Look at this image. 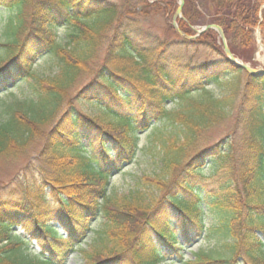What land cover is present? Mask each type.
Returning a JSON list of instances; mask_svg holds the SVG:
<instances>
[{
  "label": "trees",
  "instance_id": "trees-1",
  "mask_svg": "<svg viewBox=\"0 0 264 264\" xmlns=\"http://www.w3.org/2000/svg\"><path fill=\"white\" fill-rule=\"evenodd\" d=\"M263 5L183 0V36L168 24L160 38L144 25L173 18L177 0H0V92H31L0 114V161L40 165L35 183L0 191V264H67L75 251L84 264H264V77L230 65L215 31L191 39L216 25L248 63ZM45 56L50 77L35 70ZM141 152L156 172L111 193ZM201 240L217 247L186 259Z\"/></svg>",
  "mask_w": 264,
  "mask_h": 264
},
{
  "label": "rangeland",
  "instance_id": "rangeland-1",
  "mask_svg": "<svg viewBox=\"0 0 264 264\" xmlns=\"http://www.w3.org/2000/svg\"><path fill=\"white\" fill-rule=\"evenodd\" d=\"M177 2L179 4L178 0ZM8 14L9 13L0 8V43H4V41L7 39V37L2 32V27L6 19L8 18ZM174 17L169 18L166 14L164 15L163 13H159L151 16L148 20V23L144 26L146 29H151V31H154V33H156L160 38H166L169 36V34H172L168 32L167 25L173 23ZM178 20L179 18L176 20L177 24ZM194 29L197 31H201L202 27H195ZM259 31V29H256L254 34L256 50L254 52L250 51V54L246 52L244 57L249 60V62L247 63L248 65H250L254 69L261 70L264 69V43L262 42ZM59 34H61V32H59ZM199 36L200 35L196 34L194 37H191V39L195 40ZM191 55H193L191 63H202L206 61V56L208 54L206 51H202L199 54L190 52L187 57L189 58V56ZM0 57H4L1 51ZM56 63L57 61L51 56H45L37 61L35 70L41 77H50L53 76L56 72ZM29 83V81L21 82L9 91L0 92V114H2L3 110L7 107L18 104L20 102H25L29 98L31 94ZM81 108L90 113H97L95 107H92L90 105L82 106ZM224 132L225 130L223 129H215L212 131V137L217 138L219 133V136H221ZM150 133L151 131L142 135L140 141L141 148H144L147 145V137ZM156 166L157 165L155 164V162L152 161V159H150L148 156H146L145 152L139 153L136 161L132 165L127 167L122 174L112 178L111 193L118 195V197L126 195L128 191H130L137 183V178L141 176H152L156 172ZM38 167H40V165H38V162L35 161V164H30L28 162V159H25L24 157L15 158V160L2 159L0 161L1 195L3 194L4 196L6 193H10L13 190L18 192L22 189V187L26 186L27 182H30V184L35 183V179L39 177V174L36 172V169ZM207 220V225H211V222H216V220L213 221L212 218H208ZM94 227L98 230L99 224H95ZM93 239L94 236L92 233L91 236L87 239V244H83L81 246V249L90 252L91 250L89 245L92 243ZM216 247L217 246L215 241L201 240L195 246H192L186 250L185 257L186 259H192L193 257L191 255V252L198 253L201 250L210 251L215 249ZM28 253L32 257L36 256V254H38L36 246L32 245ZM82 255L83 254L79 251L74 253L69 258L68 264H84L85 261Z\"/></svg>",
  "mask_w": 264,
  "mask_h": 264
},
{
  "label": "water",
  "instance_id": "water-1",
  "mask_svg": "<svg viewBox=\"0 0 264 264\" xmlns=\"http://www.w3.org/2000/svg\"><path fill=\"white\" fill-rule=\"evenodd\" d=\"M182 6H183V0H179V7H178V10L176 12V16L174 18V21H173V26L177 30H178V26H177V23H176V18L177 17H181V15H182ZM207 30H214V31H216L218 33L219 39L221 40V42L223 44L224 54L227 57L228 62L232 66H234L238 70L245 71L247 74H249V75H251V76H253L255 78L264 77V69H261V70L254 69L250 65L245 64L244 62H242L239 59H237L236 57H234V55L230 51V48L228 47L224 32L218 26L208 25V26L204 27L201 31H198L197 34L200 35L201 33H203L204 31H207ZM179 34L181 35V32H179Z\"/></svg>",
  "mask_w": 264,
  "mask_h": 264
},
{
  "label": "bare ground",
  "instance_id": "bare-ground-1",
  "mask_svg": "<svg viewBox=\"0 0 264 264\" xmlns=\"http://www.w3.org/2000/svg\"><path fill=\"white\" fill-rule=\"evenodd\" d=\"M195 30V29H194ZM196 31V30H195Z\"/></svg>",
  "mask_w": 264,
  "mask_h": 264
}]
</instances>
